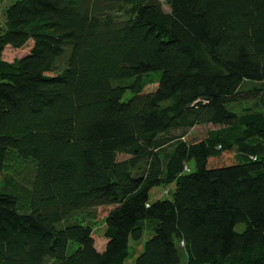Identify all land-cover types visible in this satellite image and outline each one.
Listing matches in <instances>:
<instances>
[{"label":"trees","instance_id":"16d2710c","mask_svg":"<svg viewBox=\"0 0 264 264\" xmlns=\"http://www.w3.org/2000/svg\"><path fill=\"white\" fill-rule=\"evenodd\" d=\"M2 5L0 264H264V0Z\"/></svg>","mask_w":264,"mask_h":264},{"label":"rangeland","instance_id":"374dc122","mask_svg":"<svg viewBox=\"0 0 264 264\" xmlns=\"http://www.w3.org/2000/svg\"><path fill=\"white\" fill-rule=\"evenodd\" d=\"M163 8L165 9V10H169V8H168V6L167 5H163ZM3 5L2 6H0V23H2V20H3ZM202 128L203 127H209V128H214V126H212V125H207V126H201ZM200 128V127H199ZM120 158H121V156H119ZM16 166H9V170H7L9 173L10 172H17L18 170L15 168ZM18 167V166H17ZM19 167H21L20 169H21V172L22 173H26V172H24V167L23 166H19ZM27 169V168H26ZM13 175H15V174H13ZM27 175H28V173H27ZM2 176L3 175H0V185H1V182H2ZM169 189L170 190H172L173 189V186H170V188H162V187H154V188H152L151 189V191H150V193H149V201L150 202H152V201H154V200H156V199H158V198H164V197H167V195L166 194H168L169 193ZM103 213H104V211L103 210H100V214H99V217H101V215H103ZM98 225L96 226V229H95V232H96V235L98 236V235H102V237H103V231H102V225H100L99 224V221H98V223H97ZM236 230H238V231H240V230H242V228H243V224H238V225H236ZM148 238V235L147 234H145L143 237H142V239H141V242H140V244H138V245H136L135 247H136V252L134 253V254H131V257L127 260V262L129 263V262H131L134 258H135V256H137L140 252H141V250H142V248H143V244H144V242H145V240Z\"/></svg>","mask_w":264,"mask_h":264}]
</instances>
